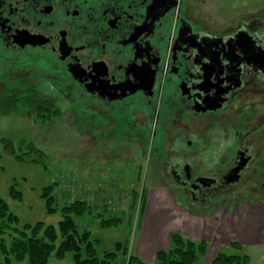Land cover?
Wrapping results in <instances>:
<instances>
[{
    "label": "flooded vegetation",
    "instance_id": "flooded-vegetation-1",
    "mask_svg": "<svg viewBox=\"0 0 264 264\" xmlns=\"http://www.w3.org/2000/svg\"><path fill=\"white\" fill-rule=\"evenodd\" d=\"M218 6L0 0V112L69 105L97 141L150 145L193 216L264 206V10Z\"/></svg>",
    "mask_w": 264,
    "mask_h": 264
},
{
    "label": "rangeland",
    "instance_id": "rangeland-1",
    "mask_svg": "<svg viewBox=\"0 0 264 264\" xmlns=\"http://www.w3.org/2000/svg\"><path fill=\"white\" fill-rule=\"evenodd\" d=\"M216 1L218 12L228 19L242 12L264 10V0H213V4ZM67 99H62V104H69ZM67 106L68 111H59L58 115L37 110L36 117L32 109L0 112V195L17 215L6 232L0 231L9 245L26 230L27 223L43 221L58 226L63 219V205L82 198L90 202L91 211L75 219L80 229L91 230L99 254L116 250L117 242L122 244L113 264H128L130 255L140 257L146 264H159L158 250L169 248L170 236L178 230L208 242L206 253L197 264H213L219 251L232 253L233 242L244 246L251 257L249 264H264V206L245 204L233 214L225 211L210 217H196L181 210L170 192L158 187L159 167L150 145L115 148L97 141L92 127L78 123L73 107ZM5 139L15 144L17 152L6 149ZM35 147L44 152L40 162L17 158ZM14 184L22 193L21 199L10 193ZM50 184H55L54 213H49L42 196L44 187ZM109 217L120 221L104 226L101 219ZM5 258L0 250V260L5 262ZM27 261L11 256L8 264ZM49 264H75L73 253L68 252L64 259L53 253Z\"/></svg>",
    "mask_w": 264,
    "mask_h": 264
},
{
    "label": "trees",
    "instance_id": "trees-1",
    "mask_svg": "<svg viewBox=\"0 0 264 264\" xmlns=\"http://www.w3.org/2000/svg\"><path fill=\"white\" fill-rule=\"evenodd\" d=\"M37 110L44 113L58 115L57 109H48L45 105H39L37 102ZM5 147L10 152H17L15 144L12 141L4 140ZM22 150V149H21ZM23 154V153H22ZM16 155L20 161L40 162L44 152L38 148L27 150L25 156ZM2 159V151H0V161ZM44 163V161H42ZM55 184L44 187L42 196L46 200L49 213L57 210L56 198L54 195ZM11 195L15 199H21L22 193L12 185ZM63 219L58 226L40 221L35 225L27 223L18 238L9 245L5 237L0 236V250L5 254V262L0 260V264L11 263V256L16 260L23 261L27 259V264H49V260L53 253L59 259H64L68 252L73 253L75 264H113L119 257L121 242H117V249L105 251L99 254L96 246V240L91 238V230L80 229L75 216H83L91 211L90 202L86 199L78 198L69 202L62 207ZM17 219V215L10 210L7 201L0 195V231L6 232L12 220ZM120 221V218L109 217L101 219L104 226H109ZM32 230L29 234L28 231ZM171 246L166 249L158 250L156 258L159 264H197L200 257L206 253L208 242L201 239L195 240L186 236L180 230L171 234ZM234 248L232 253L219 251L213 260V264H249L250 255L244 250L241 243L233 242ZM128 264H146L143 259L135 255L129 256Z\"/></svg>",
    "mask_w": 264,
    "mask_h": 264
}]
</instances>
